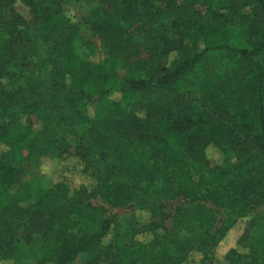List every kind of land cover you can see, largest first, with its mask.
Here are the masks:
<instances>
[{"label": "trees", "instance_id": "obj_1", "mask_svg": "<svg viewBox=\"0 0 264 264\" xmlns=\"http://www.w3.org/2000/svg\"><path fill=\"white\" fill-rule=\"evenodd\" d=\"M87 1L95 6L74 5L75 22L62 0H23L40 14L46 35L36 42L22 37L18 18L6 32L0 30V264L16 263L18 229L38 240L34 264H71L79 256L85 264H213L216 242L229 226L209 239L211 210L195 202L224 206L235 218L243 216L252 194L264 206V182L249 175V166L264 158V0ZM160 3L173 17L155 28L150 23L158 20ZM196 3L216 11L206 18L194 9ZM9 4L0 0V19ZM144 16L149 24L142 43L128 42L127 24ZM85 29L99 39L105 59L78 55L80 40L88 55L95 51L84 40ZM167 34L177 36L176 42ZM25 43L32 44L31 60L13 88L3 87L10 60ZM141 49L147 58L133 63ZM218 57L229 65L222 82L198 100L189 99L196 74L203 82L218 78L213 65ZM75 130L83 134L75 155L84 168L111 156L119 161L118 175L151 180L161 172L176 185L187 205L176 209L170 231L161 230L136 252L119 246V223L86 201L84 187L60 182L30 205L20 204L23 156L36 167L41 158H60L66 136ZM177 137L181 147L173 148ZM212 147L223 156L221 166L208 157ZM229 152L232 164L225 158ZM98 194L112 206L155 208L149 188L110 176ZM253 228L250 220L241 244L249 242ZM223 264H264V243L232 250Z\"/></svg>", "mask_w": 264, "mask_h": 264}, {"label": "rangeland", "instance_id": "obj_2", "mask_svg": "<svg viewBox=\"0 0 264 264\" xmlns=\"http://www.w3.org/2000/svg\"><path fill=\"white\" fill-rule=\"evenodd\" d=\"M62 2L66 5V15L75 22L79 20V12L75 9V6L83 9L95 6L94 3H88L87 0H62ZM180 4H183V2L178 0L177 5ZM156 7L160 11L158 20L150 24L155 28L162 24H169L173 17L172 15L165 14L169 6L160 3L156 4ZM194 9L206 18H209L211 13L216 11L211 5L201 3L194 4ZM15 18L21 20L22 37L24 39H32V41L36 42L38 39L40 40L45 37L46 34H44V29L41 25L39 12L26 5L23 0H10L9 6L5 9L0 19V30L6 32L9 22ZM148 24L149 21L146 16L141 21L128 23L125 39L131 43H142V37ZM237 25L238 31L241 28V24ZM238 33L236 35L237 44L241 46L243 45L242 39ZM84 37V40H88L93 45L95 51L92 55H88V50L81 44L80 40L78 43H75L78 55L83 58L93 57L99 60L105 59V52L102 49L99 39L87 29L84 31ZM176 37L169 34L166 35V39L172 42H176ZM160 44L162 45V41ZM31 47V43H25L23 47L16 49L17 53L14 59L10 60L8 71L1 81L3 87L13 88L20 81L19 78L22 71L31 60L29 54ZM146 58V52L141 49L139 55L132 62H138ZM213 65L218 78H209L203 82V76L196 74L193 79L194 87L190 94L187 95L189 99L198 100L203 91L209 90L222 82V78L229 68L228 63L223 57H218L213 61ZM87 100L88 98H86ZM82 141L83 134L81 131L75 130L66 136L64 141V149L66 151L60 158H41L38 161L37 167L32 158L23 156L26 168L24 178L26 186L19 196L20 204L23 207L30 205L38 198L42 190L51 188L54 184L60 182L65 183V185L67 184L71 189L79 186L84 187L86 201L94 206H101L104 210V216L111 217L119 223L120 232L117 239L119 246H126L136 252L139 244L148 243L161 230L170 231L176 209L180 206L185 207L187 205L184 198L178 194L176 185L172 181H169L168 178L162 176L161 172L152 175L151 180L147 178L128 179L125 175H118L114 167L119 164V161L111 156L105 160H100L93 168L86 169L75 155L76 148ZM170 143L173 148H180L182 140L177 137ZM156 149V147H151L149 150L155 152ZM208 157L212 165H222L223 156L217 148H210L208 150ZM225 158L228 164L233 163L234 157L231 152L227 153ZM110 170L112 171L110 172ZM249 171L252 179L264 182V158H257L249 166ZM108 176H110L111 181L120 183L127 182L149 188L150 192L154 195L155 208L153 210L143 209L131 203L121 206H112L104 203L98 194V186ZM256 198V194L250 196L251 204L243 210L241 213L243 216L241 218H235L228 208L215 205L210 201L198 200L195 202V204L211 210L212 222L205 230V234L209 239L212 236L217 239L218 233L216 231L220 227L229 226L224 237L216 242L213 264H223L225 256L232 250L244 252L249 247L256 248L258 245L264 243V206L257 204ZM250 220L254 223L251 238L246 245L241 244L239 242L240 236ZM14 245L16 249L15 264H34V254L38 246V240L35 237L28 236L24 231L18 229L14 233ZM85 262L86 258L79 256L71 264H85Z\"/></svg>", "mask_w": 264, "mask_h": 264}]
</instances>
